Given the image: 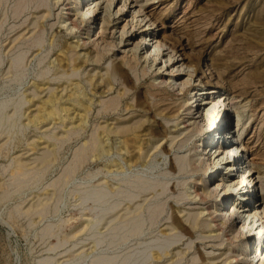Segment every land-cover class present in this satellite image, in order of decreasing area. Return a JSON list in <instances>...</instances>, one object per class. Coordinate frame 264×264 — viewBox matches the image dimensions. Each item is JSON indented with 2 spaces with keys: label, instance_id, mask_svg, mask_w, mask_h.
Masks as SVG:
<instances>
[{
  "label": "rangeland",
  "instance_id": "obj_1",
  "mask_svg": "<svg viewBox=\"0 0 264 264\" xmlns=\"http://www.w3.org/2000/svg\"><path fill=\"white\" fill-rule=\"evenodd\" d=\"M76 1L0 0V264H257L258 231L211 232L223 194L192 187L230 176V132L264 229V0H111L71 31Z\"/></svg>",
  "mask_w": 264,
  "mask_h": 264
},
{
  "label": "bare ground",
  "instance_id": "obj_2",
  "mask_svg": "<svg viewBox=\"0 0 264 264\" xmlns=\"http://www.w3.org/2000/svg\"><path fill=\"white\" fill-rule=\"evenodd\" d=\"M86 1H87V4H84V7L81 8V9H78V10H77V8H79V6H81V1L80 0H78V2L76 1L77 8H76V11L74 13L71 12V11H73L72 7H68L67 8V12H66V17L67 18H66V20L69 21V25H70L69 28H70L71 31L74 30V29H78L79 30L80 29V25L82 23H84L85 18H88L89 20H91L92 14L94 15V13H95L96 14L95 17L98 16V12L101 9H103L108 15H110V8L112 6L111 0H85V2ZM71 3H73V2H71ZM119 11H120V9L117 10V13H119ZM116 17H113V21L115 20ZM113 21H111V22H113ZM146 30L147 29H144L142 32H145ZM122 35H121V38H122ZM146 38L147 37L144 38L145 42H146ZM145 42L143 41V43H145ZM152 42H153V40H152ZM147 46H148V44H147ZM147 46H143V47L142 46L141 47L137 46L135 50H137V51L139 49L143 50ZM151 46H152V48L154 47L153 49H154L155 53H157V51L161 47L160 43L157 40L155 42H153V44H151ZM158 53H160V52L158 51ZM162 53H164V51ZM170 57H171V54H170ZM154 61H155V58L153 59V62ZM144 62L147 63L146 60H144ZM169 62L172 63V64H175V63L179 62V60H173V61L171 60ZM166 63H167V59L165 61V64ZM150 66H152V65H150ZM180 66L183 67V63H181ZM174 68H177V67H174ZM177 71H179V69ZM180 75H181L180 72L179 73L168 74L169 77H166L164 74H161V75H159V77H157V80H158L157 83L158 84H166V85H168L170 87H174V86L177 85V82H178V80L180 78ZM73 86H72V88H73ZM69 93H71V91ZM63 98H64V96H63ZM69 104H71V103H69ZM209 104H212V101H210L209 99L204 101L203 103H199V106H198L199 110H198L197 113H200V112L205 111L207 109L210 110V108L207 107ZM73 106H75V105H73ZM191 106H192V104H191ZM70 107H72V106H70ZM71 109H73V107ZM185 109H187V111H188L187 114H193V112L190 110L189 107H187ZM73 111H74V109H73ZM206 116L207 115H204V112L201 114V117H203L202 119H204ZM180 120H181V123H183L185 128H187L189 126L196 127L197 124H198L197 123L198 122L197 117H194L193 115H191V117H188L185 120H183L182 118ZM212 125H213V123L209 122L210 129H212ZM217 131H215V132H217ZM207 135L205 137H207ZM129 143H130V141H129ZM218 143L219 144H224V146L230 144V147L225 148V154L223 156L220 157V153H219L215 157H213V162L216 160V164H215L216 167H218V164L220 166H224L225 168L227 167V169L230 171V176H226L225 177V175L222 174V172L221 173L216 172V174H214L212 176V180H211L212 182H210V184L206 183V180H205V179H208L210 176L207 177V178L206 177L205 178H201V179H199V181H195L193 183L194 185H193L192 188H193V194H194L193 199L194 200L198 199L200 201H206V199L213 194L212 193L213 191H211V186L216 184V183H217L218 188H220L219 192H221L223 194V196L221 194H217L218 200L222 201V203L220 204L219 207L216 206V207H213V208H209V207L206 206L207 208H205L203 210L201 209L199 215H200V217L202 216L201 217L202 218V223L207 225L210 228V231L211 232H215L216 234H217V232L219 234V232L222 230V224L227 222L229 220V218L235 219L236 221H239L238 225L242 227L243 231H244V229H247L246 235H248L249 237H250V235H255L254 231L257 230L258 234H259L258 237H260L262 239L260 240L261 242L259 243V245H257V247L255 248L253 259H250V260L254 261V259H255V260H257V264H264V255H263V258L261 257L262 256V249H264V245H263V247L261 246V243L264 244V229H260V224H257V222L260 221V218L259 219H255L256 215H258L256 209H252V210H249V212H247V209L249 207L253 206V190L256 188V185L258 184V180L257 179L256 180L253 179L254 178V173L249 172L250 169H248V170L245 169L242 172V174H241V179L234 184V181H232L230 179V177H232L233 172L237 169L235 164L238 161L237 155L240 154V153L238 154V152H237L238 148H239V145H240V141H239V139H237L234 136H232L230 134V132H226V133H223L220 136V138L218 139ZM209 144L211 145L212 142L211 143L209 142ZM201 145L202 144H199V147H201ZM243 150H245V149L244 148H241V150L239 149V151H243ZM215 152H216V150H215ZM245 163L246 162H244L242 164V168H244V164ZM244 178L246 179L244 181L245 184H246L245 185V189L243 191H241V193H240V192H238V187H239L238 184H241L242 183V179H244ZM234 195H235V199L231 200V202H230L231 206L229 208H227V209H223L222 205L226 204V203H229L230 199L232 197H234ZM216 234H214V235H216ZM243 236H244V234H243ZM235 263L236 264H240L238 259L235 260ZM253 263H251V264H253Z\"/></svg>",
  "mask_w": 264,
  "mask_h": 264
}]
</instances>
